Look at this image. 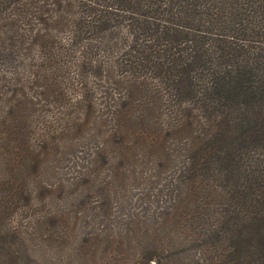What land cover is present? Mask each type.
Returning a JSON list of instances; mask_svg holds the SVG:
<instances>
[{"label": "trees", "instance_id": "trees-1", "mask_svg": "<svg viewBox=\"0 0 264 264\" xmlns=\"http://www.w3.org/2000/svg\"><path fill=\"white\" fill-rule=\"evenodd\" d=\"M0 68V264H264V0H0Z\"/></svg>", "mask_w": 264, "mask_h": 264}, {"label": "rangeland", "instance_id": "rangeland-1", "mask_svg": "<svg viewBox=\"0 0 264 264\" xmlns=\"http://www.w3.org/2000/svg\"><path fill=\"white\" fill-rule=\"evenodd\" d=\"M2 67V66H1ZM3 67H5V66H3ZM1 69V68H0ZM7 69H8V67H7ZM41 180H46V181H48V182H51L52 181V178H48L47 176L45 177V175H43V176H41V178H40ZM56 199H58V198H56Z\"/></svg>", "mask_w": 264, "mask_h": 264}]
</instances>
